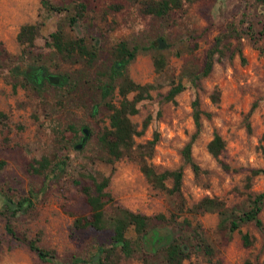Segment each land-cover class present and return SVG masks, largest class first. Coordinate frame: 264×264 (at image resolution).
Instances as JSON below:
<instances>
[{
  "label": "rangeland",
  "instance_id": "374dc122",
  "mask_svg": "<svg viewBox=\"0 0 264 264\" xmlns=\"http://www.w3.org/2000/svg\"><path fill=\"white\" fill-rule=\"evenodd\" d=\"M51 1L82 2V18L69 23L72 11L47 12L38 0H0V43L8 54H20L15 38L20 25L30 23L37 29L28 57L0 64V160L4 162L0 167V264H59L75 257L95 260L96 255L104 262L97 251L108 245L109 230L73 227L75 217L88 214L74 180L88 185L101 175L109 176L106 190L119 205L150 216L161 213L174 232L182 229L193 235L194 225H200L197 231L211 253L191 249L181 264H264V202L259 212L261 231L251 223L239 226L253 238L249 247L241 244L236 230L217 227L216 212L192 207L208 196L239 213L249 194L264 191V175L249 173L264 168V11L256 0H199L162 17L146 13L145 0ZM58 28L96 49L97 58L90 67L83 60L73 63L53 53L49 34ZM119 41L137 48L126 67L128 77L151 88L129 117L140 131L133 137L132 152L109 163L97 141L108 125L109 111L98 99L94 79ZM211 50L210 70L202 75ZM15 63L21 70L34 64L45 66L51 75L67 72L72 86L60 89L43 83L39 91L28 85L13 88L10 70ZM176 84L181 90L167 100L166 93ZM214 90L217 102L210 98ZM110 99L116 103L118 97ZM194 101L200 112L197 131L192 119ZM82 128L85 139L75 148ZM214 132L224 141L220 159L228 171L207 152ZM154 137L148 149L147 142ZM190 140L197 173L181 156ZM139 153L156 171L180 170L178 194L150 186L139 170ZM43 156L51 161L50 168L59 158L64 162L47 180L29 168ZM165 185L170 187L171 180ZM22 197H29L31 206L9 216L3 201L14 203ZM6 223L13 235L5 230ZM152 223L159 229L164 224ZM125 235L133 237L132 229ZM29 240L52 251L53 258L39 260L29 250ZM105 264H140V260L137 255L125 258L116 249Z\"/></svg>",
  "mask_w": 264,
  "mask_h": 264
},
{
  "label": "trees",
  "instance_id": "16d2710c",
  "mask_svg": "<svg viewBox=\"0 0 264 264\" xmlns=\"http://www.w3.org/2000/svg\"><path fill=\"white\" fill-rule=\"evenodd\" d=\"M196 1L199 0H145L143 10L146 13L162 17L172 10L179 9L184 3ZM256 2L264 11V0H256ZM38 3L47 12L72 11L67 17L69 23H75L82 18L85 10V5L82 2L68 5L55 4L51 0H38ZM36 33L37 29L34 24L24 23L20 25L15 37L20 46L19 56L8 54L0 43V64H9L16 60H22L24 56L28 57L32 52ZM49 38V45L53 53L59 55L63 60L73 63L83 60L88 67L96 61V49L87 46L82 37L65 36L62 30L58 28L49 34ZM218 42L219 39H216L215 45ZM136 51L137 48L135 46L129 47L125 41L117 42L110 49L106 65L95 75L94 79L98 99L102 101L109 111L107 116L108 125L97 136V141L105 151L106 161L109 163L119 159L124 154L132 152L133 137L138 135L140 131L136 130L135 124L131 122L129 117L137 112L136 104L149 96L151 88L150 84L133 82L126 73V67L135 57ZM212 53L213 50L209 52L208 58L205 61L202 75L207 74L210 70ZM154 60L157 64L158 59L155 58ZM49 73L43 65H27L25 69L21 70L18 63H15L10 70V74L14 79L11 85L13 88L17 85H28L32 89L39 91L43 83L50 85L46 77ZM57 77L58 81L54 87L60 89L71 88L72 79L67 72L57 73ZM181 88L180 84L171 87L166 93L165 98L171 100L173 95L179 92ZM112 95L118 97L116 103L111 101ZM210 98L213 102H217L218 91H212ZM192 105V119L197 131L200 126V112L196 101ZM0 116H2V113H0ZM75 131H73V134H75ZM154 142L155 137L147 142V148L151 149ZM190 144L191 140L182 147L181 156L190 165L192 171L197 173V166L192 161L190 155ZM206 149L224 170H229V166L220 159V155L224 150V141L219 134L216 132L212 134V137L206 144ZM137 161L141 174L152 188L164 191L169 195L178 194L181 181L180 170L156 171L145 161V158L140 153ZM50 162L47 157L43 156L38 160H34L29 165V168L33 173L41 175L47 180L54 173L55 169L61 170L64 164L63 160L59 158L54 161L53 167L50 168ZM3 163L0 160V167ZM249 173L251 176L264 175V168H253L249 170ZM167 179L171 180L170 187L165 185ZM74 182L78 185L79 191L83 195L84 202L88 208V214L75 217L73 219V227L78 229L89 227L94 230L108 229L109 242L107 246H102L97 251L98 254L104 256V262L96 255L95 260L90 257L87 261H82L75 257L70 262L59 264H105L109 256L116 249L125 258L137 255L140 264H181L182 260L189 256L191 249L196 251L201 250L208 254L211 253V249L197 231V228L200 229L199 224L194 225L195 227L192 229L193 235H189L187 232L183 233L182 229H179V232H174L167 224L168 218L163 214L158 213L150 216L129 210L116 203L106 190L109 183L108 175H101L98 179H92L88 185L81 184L76 180ZM30 195V197L34 196L33 193ZM263 202L264 191H261L249 194L246 206L239 213H234L231 209H228L221 200L208 196L199 199L192 207L196 211L216 212L218 216L217 227L227 228L229 232L236 230L241 244L244 247H249L253 242V238L248 232L240 231L239 226L244 223H251L257 230L261 231L262 221L259 218V212ZM3 203L8 207L9 216L25 211L31 206L29 197H22L14 203L4 200ZM106 207H110L109 214L106 213ZM154 220L164 223L162 229L157 228L152 223ZM185 223L188 222L186 221ZM128 228L132 229L133 237L125 235ZM5 230L11 235L14 234L8 223L5 224ZM27 244L29 250L34 252L39 260L50 261L53 258L52 251L39 247L33 240H29ZM245 264H248V262H245Z\"/></svg>",
  "mask_w": 264,
  "mask_h": 264
},
{
  "label": "water",
  "instance_id": "95a60500",
  "mask_svg": "<svg viewBox=\"0 0 264 264\" xmlns=\"http://www.w3.org/2000/svg\"><path fill=\"white\" fill-rule=\"evenodd\" d=\"M158 47L159 48L162 47V42L159 39H158ZM46 77H47L48 82L51 84H56L58 81V77L56 75L48 74ZM82 133H83V136H82L80 142L75 145V148H79L81 146L82 142L84 141L85 136H86V129L85 128H82Z\"/></svg>",
  "mask_w": 264,
  "mask_h": 264
}]
</instances>
